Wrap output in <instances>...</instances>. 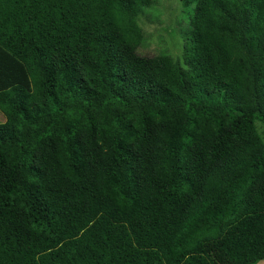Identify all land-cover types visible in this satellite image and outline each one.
<instances>
[{
    "label": "trees",
    "instance_id": "16d2710c",
    "mask_svg": "<svg viewBox=\"0 0 264 264\" xmlns=\"http://www.w3.org/2000/svg\"><path fill=\"white\" fill-rule=\"evenodd\" d=\"M0 47V264L264 259V0H0Z\"/></svg>",
    "mask_w": 264,
    "mask_h": 264
},
{
    "label": "rangeland",
    "instance_id": "374dc122",
    "mask_svg": "<svg viewBox=\"0 0 264 264\" xmlns=\"http://www.w3.org/2000/svg\"><path fill=\"white\" fill-rule=\"evenodd\" d=\"M168 6H170L171 10H173L175 8V4H172V3H169ZM162 19H163V22H160V23L158 22L157 24H155V22L151 18L150 19H148V18L143 19L141 27H142L143 32H144V41L140 45V47L138 48L139 54L146 55V56H153V55H157V54H167V55H175L176 54L175 47H173L174 45H170V46L166 45L165 38H167V35L170 33L168 31H164V30L162 31L161 30L162 27L163 28L167 27V25L170 23V22L168 23L169 20L172 22L174 21L175 14H171V16L163 15ZM173 27L179 28V29L181 28V26L177 25L176 22L174 23ZM167 28L169 29V27H167ZM188 29H189V27H188ZM173 37L176 38L175 34ZM0 53H1L0 54V56H1L0 60L2 59V56H6L5 57V59H6L5 63L7 64L8 67H10V62H12V61L16 62L21 67H23L14 57H12L9 53H7L1 47H0ZM14 68H15V66H14ZM12 72H13L12 75L15 73V74L20 76L18 78V80H14V77L12 75L9 78H7L2 73H0V82H3L2 84L0 83V89L3 88L2 86H4L5 88L10 87L14 83H20L22 85L27 86V80L25 78L24 71L22 69H20L19 66H18V68H15L14 70L12 69ZM256 124L261 125L260 122H256ZM259 132L264 139V126L259 127Z\"/></svg>",
    "mask_w": 264,
    "mask_h": 264
},
{
    "label": "clouds",
    "instance_id": "9594fccd",
    "mask_svg": "<svg viewBox=\"0 0 264 264\" xmlns=\"http://www.w3.org/2000/svg\"><path fill=\"white\" fill-rule=\"evenodd\" d=\"M256 264H264V259H260L256 262Z\"/></svg>",
    "mask_w": 264,
    "mask_h": 264
}]
</instances>
